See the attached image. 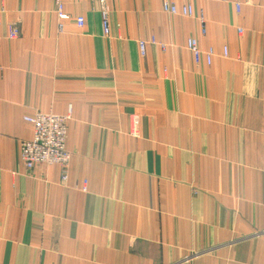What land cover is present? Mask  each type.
Masks as SVG:
<instances>
[{
  "label": "crops",
  "instance_id": "0c3cea01",
  "mask_svg": "<svg viewBox=\"0 0 264 264\" xmlns=\"http://www.w3.org/2000/svg\"><path fill=\"white\" fill-rule=\"evenodd\" d=\"M55 1L0 0V264H264V0H106V36ZM36 112L70 114L65 184L20 161Z\"/></svg>",
  "mask_w": 264,
  "mask_h": 264
},
{
  "label": "built area",
  "instance_id": "2783aa9c",
  "mask_svg": "<svg viewBox=\"0 0 264 264\" xmlns=\"http://www.w3.org/2000/svg\"><path fill=\"white\" fill-rule=\"evenodd\" d=\"M96 7L100 14V24L102 34L104 36L109 34V11L106 6V0H95ZM236 12L240 9V0L233 2ZM162 10L170 15L192 16L193 8L190 4L177 7L171 0H161ZM55 9L58 18L61 22L58 25L59 31L62 30V21L67 19L68 16L62 11L61 0L55 1ZM201 24V33H204V19L202 14L199 15ZM74 23L77 27H81L84 24L82 16H77L74 19ZM241 30L238 29V32ZM19 29L15 25L8 26V39H14L18 36ZM151 43H155L154 38H150ZM145 40H139L138 46L140 53H144ZM164 49L165 44H160ZM185 48L190 52L192 61L194 64L199 65L201 63L209 65L212 62V57L215 55V51L212 47L207 49L200 48L197 40L190 37L186 40ZM222 56H227V49L223 47ZM24 121L32 127V136L30 139L24 140L20 143L19 158L26 170L41 166L57 165L60 169V182L65 184L67 181L68 165L70 161V152L65 148V131L66 123L70 119V114H56L53 112H36L32 115L24 116ZM82 190L86 188L83 184Z\"/></svg>",
  "mask_w": 264,
  "mask_h": 264
},
{
  "label": "rangeland",
  "instance_id": "374dc122",
  "mask_svg": "<svg viewBox=\"0 0 264 264\" xmlns=\"http://www.w3.org/2000/svg\"><path fill=\"white\" fill-rule=\"evenodd\" d=\"M136 131V130H135Z\"/></svg>",
  "mask_w": 264,
  "mask_h": 264
}]
</instances>
